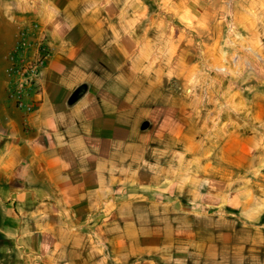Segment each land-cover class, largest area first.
Segmentation results:
<instances>
[{"label": "crops", "instance_id": "obj_1", "mask_svg": "<svg viewBox=\"0 0 264 264\" xmlns=\"http://www.w3.org/2000/svg\"><path fill=\"white\" fill-rule=\"evenodd\" d=\"M262 9L238 18L253 65L219 73L163 18L120 36L86 8L0 0V264H264ZM31 23L53 55L26 115L4 55Z\"/></svg>", "mask_w": 264, "mask_h": 264}, {"label": "rangeland", "instance_id": "obj_2", "mask_svg": "<svg viewBox=\"0 0 264 264\" xmlns=\"http://www.w3.org/2000/svg\"><path fill=\"white\" fill-rule=\"evenodd\" d=\"M65 3L72 9H88V22H102L103 32L110 29L120 36L132 27L124 24L123 19L132 17L137 20L136 32L144 31V19L163 18L169 23L172 33H181L183 43L195 47L196 54L200 50L214 51V66L224 67L226 57L231 56L230 63L234 67L252 66V43L246 40V33L238 21L242 19L240 13H245L251 0H53ZM101 14V15H100ZM264 19V9L260 14ZM245 17V15H244ZM117 20L119 21L117 23ZM141 20L142 22H140ZM231 21L235 27V35L231 41L225 42L227 23ZM239 22V23H238ZM110 28H109V27ZM168 27V28H169ZM264 35V25L262 26ZM102 32V33H103ZM182 43V44H183ZM10 50L4 55L5 76L8 82L7 67ZM264 55V41H263ZM199 66L207 67V56L203 53L195 57ZM218 67V68H219ZM223 111V108H221ZM223 115V113H218Z\"/></svg>", "mask_w": 264, "mask_h": 264}, {"label": "built area", "instance_id": "obj_3", "mask_svg": "<svg viewBox=\"0 0 264 264\" xmlns=\"http://www.w3.org/2000/svg\"><path fill=\"white\" fill-rule=\"evenodd\" d=\"M235 35L233 22L227 23L225 42ZM53 51L46 38L41 35L37 23H31L18 35L9 52L7 67V92L17 110L26 115L31 114L42 102V88L39 75ZM214 72L222 73L224 69L216 68Z\"/></svg>", "mask_w": 264, "mask_h": 264}]
</instances>
